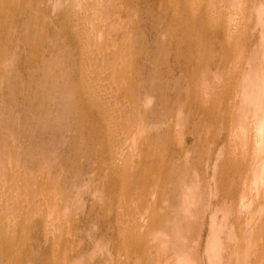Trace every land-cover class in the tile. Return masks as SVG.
Returning <instances> with one entry per match:
<instances>
[{
	"label": "bare ground",
	"instance_id": "bare-ground-1",
	"mask_svg": "<svg viewBox=\"0 0 264 264\" xmlns=\"http://www.w3.org/2000/svg\"><path fill=\"white\" fill-rule=\"evenodd\" d=\"M0 264H264V0H0Z\"/></svg>",
	"mask_w": 264,
	"mask_h": 264
}]
</instances>
